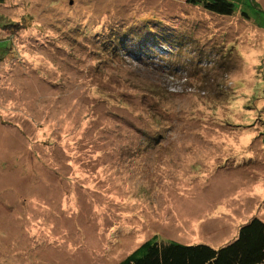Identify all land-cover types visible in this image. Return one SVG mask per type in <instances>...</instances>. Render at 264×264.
Returning a JSON list of instances; mask_svg holds the SVG:
<instances>
[{"label":"rangeland","instance_id":"374dc122","mask_svg":"<svg viewBox=\"0 0 264 264\" xmlns=\"http://www.w3.org/2000/svg\"><path fill=\"white\" fill-rule=\"evenodd\" d=\"M58 1L0 4L22 21L11 54L0 39V264L220 248L264 220V29L185 0ZM234 1L264 24V0ZM137 3L177 38L97 52Z\"/></svg>","mask_w":264,"mask_h":264},{"label":"trees","instance_id":"16d2710c","mask_svg":"<svg viewBox=\"0 0 264 264\" xmlns=\"http://www.w3.org/2000/svg\"><path fill=\"white\" fill-rule=\"evenodd\" d=\"M3 1L4 0H0V4H2ZM55 2L58 3L59 1L55 0ZM185 2L191 8L203 9L206 12L214 14L216 17L233 16L237 17L240 23L256 26L260 30L264 29V24L257 20L252 21L249 12L245 11L244 8L237 9L234 0H185ZM252 2L255 6L259 5L257 0H252ZM137 7L140 9L138 3L132 7V16L128 18L133 22L128 24H124L125 22L122 23V29L117 31V35L123 37L126 42H121L122 39H119L117 41V44H119L118 47L106 41L102 42L103 45L101 48L96 49L97 52H116L119 54L122 48L128 50L131 45L136 46L140 44L139 46H144V44H142V41H144L143 38L151 35L165 45H167L165 43L167 40L171 41V39L177 38V27H174V31L173 28H170V31H166V29H168L167 27H169V23L162 21L161 18L156 15L155 6L149 11L143 10L142 12L140 10V13L137 12ZM52 8H55V6ZM117 11L120 12V7H118ZM119 16L121 15L119 14ZM69 18L72 19L71 16ZM117 18L118 17L113 19ZM21 22L22 21L18 20L10 22L6 19H0V30H2V32H0V39L6 40L9 43L6 47L7 52L5 54H11L13 40L11 41L10 34L15 28L20 27L19 23ZM202 23L199 24L190 19L189 27L185 26V28L195 33V29L199 28ZM158 26L160 29H158ZM82 30L83 29H78V33L80 32V35L85 36ZM141 31H146V33H140ZM3 32H7L9 35L7 36L6 34L1 36L4 34ZM114 35L115 33L111 35L113 39ZM73 39L75 40V38ZM183 44L186 46L187 41H184ZM220 45L221 44H219V46ZM4 50L2 51L4 52ZM132 52L136 53L135 50ZM196 54L202 56V54L207 53L198 50ZM5 56L6 55H3L2 57L4 58ZM203 58L204 57H199L200 61ZM199 65L197 66L198 68L201 67ZM260 66L262 67V65ZM262 78H264V75ZM158 240L159 239H149L145 241L118 264H264V220L258 216H254L245 224L240 225L239 232L236 237H234V240L220 248H214L205 243L183 244L174 240H160L161 242Z\"/></svg>","mask_w":264,"mask_h":264}]
</instances>
